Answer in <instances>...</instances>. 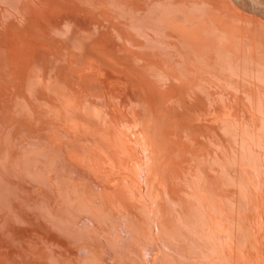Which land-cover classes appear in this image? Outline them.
<instances>
[{"label":"bare ground","instance_id":"6f19581e","mask_svg":"<svg viewBox=\"0 0 264 264\" xmlns=\"http://www.w3.org/2000/svg\"><path fill=\"white\" fill-rule=\"evenodd\" d=\"M244 11L0 0V264H264V20Z\"/></svg>","mask_w":264,"mask_h":264},{"label":"rangeland","instance_id":"374dc122","mask_svg":"<svg viewBox=\"0 0 264 264\" xmlns=\"http://www.w3.org/2000/svg\"><path fill=\"white\" fill-rule=\"evenodd\" d=\"M234 2L237 7H240L243 11L245 10V13L252 14L255 17L257 16L262 21L264 20V0H234Z\"/></svg>","mask_w":264,"mask_h":264}]
</instances>
